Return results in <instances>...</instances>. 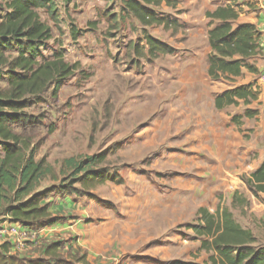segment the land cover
Returning a JSON list of instances; mask_svg holds the SVG:
<instances>
[{
    "label": "rangeland",
    "instance_id": "obj_1",
    "mask_svg": "<svg viewBox=\"0 0 264 264\" xmlns=\"http://www.w3.org/2000/svg\"><path fill=\"white\" fill-rule=\"evenodd\" d=\"M218 1L148 6L163 22L149 26L124 11L121 0H54L56 22L38 11L52 35L42 55L60 53L78 67L56 99L48 92L27 110L45 117L28 130L35 158H45L59 176L64 159L107 151L123 183L94 191L112 209L52 196L49 211L61 218L56 227L14 232L0 244L12 238L16 255L32 258L58 243L65 257L85 254L87 264H208L191 230L204 209L227 210L252 233L255 247L264 246V193L246 184L264 157V98L214 106L236 82L211 81L206 73L204 13ZM144 34L168 53L150 54Z\"/></svg>",
    "mask_w": 264,
    "mask_h": 264
},
{
    "label": "trees",
    "instance_id": "obj_2",
    "mask_svg": "<svg viewBox=\"0 0 264 264\" xmlns=\"http://www.w3.org/2000/svg\"><path fill=\"white\" fill-rule=\"evenodd\" d=\"M70 1V0H66ZM108 1V0H105ZM123 9L144 26L161 24L162 20L148 6H159L169 0H121ZM230 0L204 13L208 21L207 77L211 81H231L242 69L256 73L250 60L259 54L255 28L237 24L238 12ZM45 11L58 20L54 0H0V225H17L37 233L60 221L49 210L48 200L59 198L95 201L106 209L112 206L99 199L94 191L107 183L122 184L118 171L108 165L107 151L91 156L66 158L57 176L45 158L37 160L36 145L28 130L41 126L44 115H31L27 110L44 103V94L57 98L65 81L78 64H69L62 54L45 58L41 45L52 38L51 30L39 17ZM150 54L168 53L169 49L144 34ZM251 92L234 89L214 99L221 110L237 105L236 99L248 103ZM46 180L51 184L42 188ZM254 193H264V163L246 180ZM199 224L191 230L201 239L200 250L208 254V264H264V246L241 228L227 210L210 214L199 210ZM0 264H87L86 255L65 257L60 245L52 243L38 257H21L11 253L10 242L0 244ZM169 264H197L172 261Z\"/></svg>",
    "mask_w": 264,
    "mask_h": 264
},
{
    "label": "crops",
    "instance_id": "obj_3",
    "mask_svg": "<svg viewBox=\"0 0 264 264\" xmlns=\"http://www.w3.org/2000/svg\"><path fill=\"white\" fill-rule=\"evenodd\" d=\"M229 3H230V0H219L217 5H215L213 7V9L216 8V6L227 5ZM232 3L235 5V10H237V12H238V19H237L236 23L237 24H249L255 28L256 44L260 48L259 54L255 58L250 60V63L252 65H254V67L257 69V72L256 73H250L246 69H242V73L239 77L233 78L231 81H227V82H231V83H233V81H236L235 85L233 87L229 88L228 90L224 91V93H226V92H231L234 89H238V88L247 89L248 92H251V96H253L254 98H250V99L248 98L249 101L247 104H245L243 102V100L236 99V101L238 103H239V101H242L247 106L252 101L259 102L264 98V0H233ZM213 9L211 8V9H208L206 11H210ZM207 49H208L207 55H209L210 49H209V47ZM206 70H207V66H206ZM254 80H256V81L253 84L252 82ZM220 81H222V80H220ZM250 84L252 86H250ZM224 93H222V94H224ZM221 95H219V96H221ZM219 96H217V97H219ZM210 151H213V148H211ZM258 159H259V157H258ZM263 163H264V157H260L258 168ZM258 193H261V192H258ZM79 206L82 209L81 205H77V207H79ZM77 211H78V209H77ZM4 224L11 226V225L7 224L6 222ZM55 225H53V226L56 227ZM68 225H70V227H68L67 229L70 228L71 232L73 233V231H74L73 230V223L68 221ZM76 225H77V223H76ZM49 228H51V227H49ZM24 231H26V230H20V233H24ZM75 234H77V233H75ZM77 235H79V234H77ZM13 241L14 240L12 238H11V240H9V242L11 244V253L17 254L16 248L13 247V245H14ZM76 242L78 243V246H80V247L84 246L83 240L80 239V240H77ZM20 247L24 248L25 246H23L19 242L17 244V248H19V251H20ZM21 255H22V253H21Z\"/></svg>",
    "mask_w": 264,
    "mask_h": 264
},
{
    "label": "built area",
    "instance_id": "obj_4",
    "mask_svg": "<svg viewBox=\"0 0 264 264\" xmlns=\"http://www.w3.org/2000/svg\"><path fill=\"white\" fill-rule=\"evenodd\" d=\"M9 225H11V226H8L4 223L2 225H0V239H5L6 236H10V235L14 234V232H20V230H24L17 225H12V224H9ZM26 232H29V231H27V230L24 231V233H26ZM30 233L35 234L33 232H30ZM5 241L7 242V240H5Z\"/></svg>",
    "mask_w": 264,
    "mask_h": 264
}]
</instances>
